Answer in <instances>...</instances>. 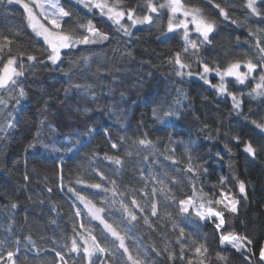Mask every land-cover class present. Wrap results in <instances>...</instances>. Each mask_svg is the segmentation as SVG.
Listing matches in <instances>:
<instances>
[{"label":"snow or ice","instance_id":"6c2138e0","mask_svg":"<svg viewBox=\"0 0 264 264\" xmlns=\"http://www.w3.org/2000/svg\"><path fill=\"white\" fill-rule=\"evenodd\" d=\"M204 2L215 10L224 25L239 27L242 24L246 26L249 19L255 21L257 27L249 28L248 31V38L254 40L250 45V55L240 56L236 52L224 50L212 56V52L216 51L215 39L221 30V23L209 18L195 5V0H188L187 4L183 0H132L131 3L125 0H67V7L60 0H7L8 5L22 7L26 16L25 27L31 30L40 47L35 46L32 38L25 39L15 26L6 31L0 29V147L13 136L25 118L24 104L32 99L27 89V75L33 69L51 68L63 73L65 57L75 59L77 54L84 65H89L97 48L102 49L110 44L116 36L130 44L136 32H143L145 28L151 31L156 21L167 14V25L156 38L161 43L177 41L179 45L177 50H169L165 61L170 72L180 84L186 79H196L217 97L231 101L230 114H235L236 119L243 117L256 134L248 140H242L240 135L232 136L231 139L237 144H243L242 151L246 159L255 160L260 152H264V0H229L224 6L223 0L221 3L216 0ZM237 3L244 12V21L233 18ZM66 25L74 27L66 28ZM236 41L238 47L242 46L239 37H236ZM243 43H249V40ZM14 45L18 50L14 51ZM127 55L132 53L128 52ZM193 63L197 65L195 71L192 70ZM213 80L217 82L213 83ZM76 87L79 88V85ZM172 88L175 97L171 91L165 90L158 92L152 99L153 128L148 129V122L141 118L135 126L133 134H139L135 139L130 140L127 135L131 121L119 124L124 134L118 137L112 135L111 126L103 130H88L90 136L99 132L109 150L116 154L105 152L100 157L93 153L86 165H78L86 175H78L75 184L95 190L91 195L98 198L103 207H97L88 195L82 194L76 187H68L67 191L73 194L75 202L86 209L87 224L97 222L99 232L86 226L81 219L82 210L75 202L70 205L73 234L66 239L60 251L53 248L60 264H69L64 249H67L69 258L75 255L83 264H155L146 247L137 244L133 236L142 221L150 233L159 231L167 238L162 226L150 219L163 218L159 211L160 204L170 210L166 212V218L172 222V229L176 233L174 243L178 246L177 251L169 244L163 248L155 243L151 245V251L157 257H163L166 264H177V261L180 264H211L210 249L216 244L212 237H218V261L227 264L228 258L223 253L234 250L243 258L244 264H253L256 255L253 245L256 240L252 231L244 225L243 232L232 235L228 232L227 219L228 216L238 219L248 199V183L238 176L219 175L218 184L211 185L214 199H206L208 194L204 192L205 185L200 178L213 174L210 171L212 165L222 164L224 156L219 151L215 155L208 151L202 152L191 134L187 138L179 137L175 128L187 115L184 101L189 97L184 89L176 86V82H173ZM64 91L67 93V89ZM246 98L250 102H258V107L255 110L249 108L247 115L243 110ZM188 110H191V104ZM110 115L114 113L110 112ZM198 122L202 124L199 129L201 134L210 132L207 124ZM40 124L45 125L47 122L41 120ZM47 126L51 127L50 124ZM155 131L162 135L155 136ZM220 135L217 129L216 138ZM224 135L227 139V134ZM42 137L43 131H37L24 147L26 156L33 152L60 151L43 144ZM204 138L214 139L212 135ZM76 143L82 146L81 141L77 140ZM223 147L231 160V148L227 143ZM178 149L180 159L176 158ZM65 151L71 153L74 148L69 147ZM205 155L209 156L208 160H204ZM55 159L57 178L60 181L57 187L63 190L65 161L60 157ZM93 160L96 161L95 167ZM105 162L102 169L101 165ZM128 164H132L133 171L139 174L134 177L142 185L139 189L128 188L123 183L122 177ZM157 167L163 171H155ZM30 175L27 170L23 174L26 186L30 183ZM95 177H99L101 182H89ZM182 186L190 187L191 195H186ZM233 188L236 190L233 191ZM44 190L47 193L53 192L50 186ZM40 203L43 204V201ZM206 203L209 205L207 208ZM8 207L15 210L18 205L10 203ZM177 221L184 226H179ZM50 223L55 224L57 221L51 219ZM209 223L212 225V233L203 234L201 239L205 242L191 239V233L186 234V227L195 226V235L201 236L199 226L202 224L206 227ZM15 244V250L9 248L0 252V261L6 258L8 264H16L21 251L20 241L16 240ZM258 257L257 264H264V245L259 247Z\"/></svg>","mask_w":264,"mask_h":264},{"label":"trees","instance_id":"16d2710c","mask_svg":"<svg viewBox=\"0 0 264 264\" xmlns=\"http://www.w3.org/2000/svg\"><path fill=\"white\" fill-rule=\"evenodd\" d=\"M60 1L67 7V0ZM125 2L131 3L132 0H125ZM183 2L187 4L188 0ZM216 2L221 3L222 0H216ZM228 2L229 0H223L222 6ZM195 5L201 8L209 18L221 23V30L215 39L216 51L212 52V56L224 50L236 52L240 56L251 54L249 49L254 40L248 38V31L249 28L257 27L254 20L249 19L246 26L224 25L215 10L204 0H195ZM235 7L233 18L244 21L245 15L239 3ZM79 15L82 16L83 13ZM167 20L168 16L164 14L160 20L156 21L151 31L145 28L143 32H136L130 44L127 40H121L119 36H116L110 44H106L102 49H96V55L92 57L89 65H84L77 54L75 59L65 57V63L62 65L65 70L63 73L51 68L37 67L27 75V89L32 99L24 104L25 118L13 136H10L8 141L0 147V245L3 246L0 247V252L9 248L15 250V241L19 240L21 251L16 264H60L53 248L60 251L66 239L73 234L70 205L75 202V197L67 191V188L76 187L78 191L88 195L93 203L103 207V204L98 202V198L91 195L95 190L75 184L78 175H86L78 168V165H86L93 153L100 157L105 152L110 155L116 154L109 150L108 144L99 132L90 136L88 130H103L111 126L112 135L118 137L124 134L119 124L131 121V128L127 135L130 140L135 139L139 134L133 133L136 123L141 118L148 122V129L153 128L151 101L155 95L168 90L175 97L173 82H176L177 87L184 89L189 97L187 101H184L187 115L175 128L179 137L187 138L191 134L200 145L202 152L208 151L215 155L219 151L224 156L222 164L212 165L210 171L213 174L200 178L205 185L204 192L208 194L206 199H214L211 185L218 184L219 175L238 176L239 179L248 183V199L244 202L238 219L227 217L228 232L232 235L239 234L244 231V225H247L256 240L253 245V251L256 253L253 264H257L259 247L264 245V152H260L255 160H248L242 151L243 144H237L231 139L232 136L240 135L242 140H248L256 134L243 117L236 119L235 114H230V100L217 97L211 89L196 79L191 81L186 79L183 84H180L172 75L165 61L169 50L175 51L179 45L177 41L161 43L156 38L166 27ZM25 24L26 16L22 7L16 4L8 5L7 0H0V29L6 31L9 27L15 26L25 39L32 38L35 46L40 47ZM65 27H74V25ZM233 28L236 30L233 31ZM236 37L240 38L242 46H237ZM246 39L249 43H243ZM13 49L16 51L18 47L14 45ZM128 52L132 55H127ZM205 55L208 54L205 53ZM77 85L79 88L76 87ZM251 87L250 84L249 88ZM122 94L123 99H121ZM5 98L7 99V96ZM189 104H191V110H188ZM257 107L258 102L245 99L243 109L245 115L248 114L249 108L255 110ZM110 112L114 115H110ZM41 120L46 121L47 124L41 125ZM198 121L207 124L210 132L205 131L201 134L199 129L202 124ZM48 124L51 127H48ZM217 129L221 132L218 138H216ZM37 131H43V144L49 145L50 149L56 148L60 151L33 152L26 156L24 147L33 139ZM76 133L79 135H75ZM225 133L228 136L227 139ZM154 135L161 136L162 133L155 131ZM208 135H212L214 139H205L204 137ZM77 140L82 142V146L76 143ZM225 143L231 148V160L229 155L225 154L223 147ZM69 147L74 148V151L71 153L65 151ZM160 147L162 151L163 148ZM56 157L65 161L63 190L57 187L60 181L55 168ZM176 158L180 159L179 149ZM203 158L208 160L209 156L205 155ZM92 163L95 167L96 161L93 160ZM106 163L101 165L102 169ZM26 170L31 173L30 183L27 186L23 179ZM155 171L160 172L163 169L157 167ZM138 175L133 171V165L128 164L122 177L124 185L131 189L141 188L142 185L134 179ZM89 182L101 181L99 177H95ZM117 183L119 184L120 181L118 180ZM46 186L52 187L53 192L47 193L44 190ZM182 190L186 195H191L190 187L182 186ZM235 190L233 188V191ZM40 201H43V204ZM10 203H16L18 208L10 209L8 207ZM75 203L82 210L81 219L86 226L92 227L94 232H99L97 222L93 221L91 225H88L86 210L78 202ZM208 206L206 203L205 207ZM49 209H52L51 213ZM159 211L162 219L152 217L150 219L162 226L167 238L159 231L150 233L141 221L133 239L137 244L146 247L155 264H166L163 257H157L151 251V245L155 243L163 248L165 244H169L177 251L178 246L174 243L176 233L172 229V222L166 218V212L170 210H166L163 204H160ZM51 219H56L57 223H50ZM177 223L179 226H184L180 221ZM194 227L185 229L186 234H192L191 239L205 242L201 239L203 234L211 235L212 233L210 223L206 227L202 224L199 226L198 231L201 236L195 235ZM212 238L216 240V244H213L210 249L211 264H223L216 259V252L220 251L218 237ZM64 253L69 264H83V261L75 255L69 258L67 249H64ZM223 255L228 258L227 264H244L243 258L234 250ZM0 264H8L6 258L0 261ZM177 264L180 262L177 261Z\"/></svg>","mask_w":264,"mask_h":264},{"label":"rangeland","instance_id":"374dc122","mask_svg":"<svg viewBox=\"0 0 264 264\" xmlns=\"http://www.w3.org/2000/svg\"><path fill=\"white\" fill-rule=\"evenodd\" d=\"M25 2H29V0H25ZM61 2V1H60ZM191 60V55L189 56V61ZM186 62H188V61H186ZM192 70L193 71H195V70H197V65L195 64V63H193L192 64ZM217 81L216 80H213V83H216ZM262 112H264V109H262ZM83 194V193H82ZM81 206H83L82 204H81ZM97 207H99L98 205H96ZM83 208H84V206H83ZM86 210V209H85ZM233 235H237V234H233Z\"/></svg>","mask_w":264,"mask_h":264}]
</instances>
